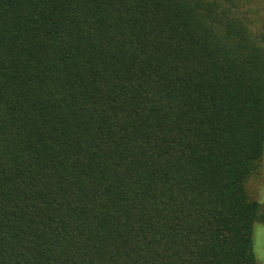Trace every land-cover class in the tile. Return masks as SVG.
<instances>
[{"label": "trees", "instance_id": "16d2710c", "mask_svg": "<svg viewBox=\"0 0 264 264\" xmlns=\"http://www.w3.org/2000/svg\"><path fill=\"white\" fill-rule=\"evenodd\" d=\"M249 14L0 0V264H258L264 25Z\"/></svg>", "mask_w": 264, "mask_h": 264}, {"label": "rangeland", "instance_id": "374dc122", "mask_svg": "<svg viewBox=\"0 0 264 264\" xmlns=\"http://www.w3.org/2000/svg\"><path fill=\"white\" fill-rule=\"evenodd\" d=\"M242 8L252 13H257L256 26L254 29L264 25V0H241ZM255 18V17H254ZM260 175H254L247 184V191L251 199L258 200L264 206V162L261 164ZM254 251L258 264H264V225L258 224L254 231Z\"/></svg>", "mask_w": 264, "mask_h": 264}]
</instances>
